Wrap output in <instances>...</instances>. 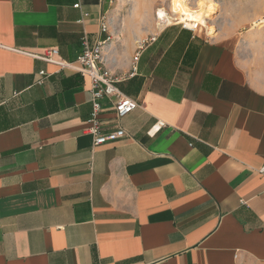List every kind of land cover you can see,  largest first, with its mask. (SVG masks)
Masks as SVG:
<instances>
[{"label":"crops","instance_id":"0c3cea01","mask_svg":"<svg viewBox=\"0 0 264 264\" xmlns=\"http://www.w3.org/2000/svg\"><path fill=\"white\" fill-rule=\"evenodd\" d=\"M165 4L0 0V264H264V32L158 28ZM84 35L141 105L102 100L126 136L95 148L89 79L32 57Z\"/></svg>","mask_w":264,"mask_h":264},{"label":"built area","instance_id":"2783aa9c","mask_svg":"<svg viewBox=\"0 0 264 264\" xmlns=\"http://www.w3.org/2000/svg\"><path fill=\"white\" fill-rule=\"evenodd\" d=\"M76 7H79V5ZM170 14H168L164 8H158V10L155 11L156 25L158 28L167 25H178L182 29L202 33L205 38L210 35L207 27H203L196 22L191 23L190 26H186L185 23L179 22L177 16L173 14L172 11ZM98 32H100V34L108 33L106 31L104 18L100 20ZM110 40L111 36L107 35L105 39L102 40L98 38L90 44L87 37L84 35L81 39V53L74 62H64L61 60L57 48H50L45 50L41 55L32 56L46 64L56 65L59 70L72 69L81 76L89 79L92 111L89 119L86 121L87 128L85 132L91 136L94 148L99 147V145L115 143V141L123 139L126 136L122 128H118L109 133L102 132L99 119L100 113L104 111L101 105L102 100L109 99L111 101V108L115 112L117 120L126 117L136 108L141 107L136 100L128 98L120 93L115 85L117 79L112 78L103 63H101L102 46ZM134 60H137V56L134 57ZM46 77L47 74L44 71H40L38 73L37 82L42 84ZM258 173L264 176V166L258 168Z\"/></svg>","mask_w":264,"mask_h":264},{"label":"rangeland","instance_id":"374dc122","mask_svg":"<svg viewBox=\"0 0 264 264\" xmlns=\"http://www.w3.org/2000/svg\"><path fill=\"white\" fill-rule=\"evenodd\" d=\"M171 1L166 0L165 10L168 14L172 11ZM200 0H184L190 10H197V3ZM207 3H214L216 10L214 14L207 17L203 27L212 28L215 22H229L236 28L248 30L256 28L264 32V0H202ZM172 13H174L172 11ZM177 15L176 13H174ZM171 15V14H170ZM177 19L181 21L178 18ZM211 25V28H210ZM213 30V28H212Z\"/></svg>","mask_w":264,"mask_h":264},{"label":"bare ground","instance_id":"6f19581e","mask_svg":"<svg viewBox=\"0 0 264 264\" xmlns=\"http://www.w3.org/2000/svg\"><path fill=\"white\" fill-rule=\"evenodd\" d=\"M171 8L172 11L176 13L178 15V18L181 20L179 22L185 23L186 26H190L191 23L196 22L202 26L205 24L206 18L214 14L216 5L212 2L207 3L200 0L197 3V10L194 11L187 8L184 0H172Z\"/></svg>","mask_w":264,"mask_h":264}]
</instances>
